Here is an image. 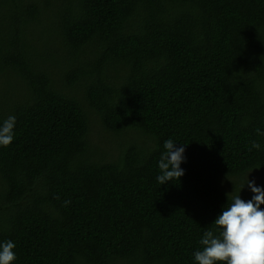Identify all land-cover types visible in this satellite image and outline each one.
<instances>
[{
    "label": "trees",
    "instance_id": "trees-1",
    "mask_svg": "<svg viewBox=\"0 0 264 264\" xmlns=\"http://www.w3.org/2000/svg\"><path fill=\"white\" fill-rule=\"evenodd\" d=\"M9 116L13 264H195L223 206L264 175V0H0ZM94 119L114 149L91 143ZM168 139L186 144L184 175L160 185Z\"/></svg>",
    "mask_w": 264,
    "mask_h": 264
},
{
    "label": "clouds",
    "instance_id": "clouds-1",
    "mask_svg": "<svg viewBox=\"0 0 264 264\" xmlns=\"http://www.w3.org/2000/svg\"><path fill=\"white\" fill-rule=\"evenodd\" d=\"M15 125V116H9L0 125V147H8L13 142ZM256 133L264 136V131L259 128ZM176 144L172 139L164 142L165 151L158 163L162 173L157 177L160 185L180 180L184 175L181 164L185 161L186 144L180 147ZM260 147L256 141L251 144L253 149ZM245 185L253 193L252 198L244 201L239 193L231 197L230 204L223 206L221 214L212 222L216 231L204 232L199 241L201 250L193 253L195 264H264V208L261 207L264 205V188L256 186L249 178ZM69 203L65 201V205ZM15 247L11 240L0 243V264H13L17 259Z\"/></svg>",
    "mask_w": 264,
    "mask_h": 264
},
{
    "label": "rangeland",
    "instance_id": "rangeland-1",
    "mask_svg": "<svg viewBox=\"0 0 264 264\" xmlns=\"http://www.w3.org/2000/svg\"><path fill=\"white\" fill-rule=\"evenodd\" d=\"M90 141L92 144H95L97 147L100 148H103V146H108L112 149L115 148V145L114 146L111 145L112 139L110 135L104 132L102 127L98 124V122L95 119L91 122ZM131 142L133 143L134 140L129 141L128 145H130ZM247 178H249V180L255 181L256 185L264 183V175L260 173H255L254 175H251ZM247 178H246V182H247ZM227 189L229 190L230 188L227 187ZM121 264H127V263L122 262Z\"/></svg>",
    "mask_w": 264,
    "mask_h": 264
}]
</instances>
